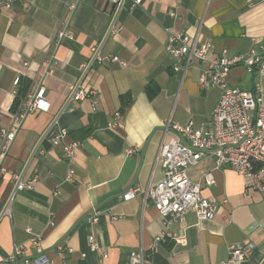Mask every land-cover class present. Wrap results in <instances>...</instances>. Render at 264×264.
Instances as JSON below:
<instances>
[{
    "label": "crops",
    "instance_id": "1",
    "mask_svg": "<svg viewBox=\"0 0 264 264\" xmlns=\"http://www.w3.org/2000/svg\"><path fill=\"white\" fill-rule=\"evenodd\" d=\"M74 1L18 0L0 13V129L12 121L16 77L21 80L18 91L24 92L45 73L41 83L49 103L47 111L26 115L1 161L22 180L35 181L32 189L14 193L10 216L0 219V264L14 246H21L26 257L45 253L51 264H130L131 251L147 250L163 229L161 219L149 199L137 195L123 200L121 194L130 186L144 188L161 179L156 156L165 124L192 121L206 127L221 93L217 86L199 88L197 65L184 77L173 72L165 50L168 34L185 33L197 44L211 41L214 56L264 45V0L126 4L116 19L122 29L115 34L108 33L111 3L77 0L69 16L73 37L55 44L53 37ZM92 46L100 50L102 62L92 61ZM113 55L126 65L111 61ZM78 82L97 95L62 109ZM228 84L251 90L264 104V72L253 76L235 65ZM116 112L120 118L109 127ZM54 117L67 129L66 140L82 143L73 182L64 180L68 165L61 145L42 137ZM213 166V158L205 156L187 170L193 181L212 171L215 184H203L201 194L216 202L213 217L198 224L189 210L183 221H172L170 230L183 241L160 242L151 264H264V192L246 187L232 168ZM13 190L4 176L0 212ZM95 210L97 222L91 223L87 217ZM90 236L105 255L90 250ZM60 244L63 257L57 251ZM236 244L251 245L243 260L229 259L228 247Z\"/></svg>",
    "mask_w": 264,
    "mask_h": 264
},
{
    "label": "built area",
    "instance_id": "2",
    "mask_svg": "<svg viewBox=\"0 0 264 264\" xmlns=\"http://www.w3.org/2000/svg\"><path fill=\"white\" fill-rule=\"evenodd\" d=\"M15 1L18 0H0V13L10 9ZM76 1L68 5V14L62 20V26L57 29L53 43L58 44L64 38L73 37L69 28V16L75 8ZM107 1L113 6L108 33L115 34L122 29L116 22L118 13L125 8L126 4L134 8L141 5L144 0ZM212 48L211 41L197 44L196 38L192 40L185 33L171 32L167 36L165 50L173 60V72L180 73L184 77L188 69L197 65L199 88L204 90L217 86L221 89V93L206 127L196 126L192 121L185 124L176 122L165 124L156 156V163L162 172L161 179L144 188L130 186L122 192L123 200L132 199L137 195H140L143 201L149 199L161 219L163 228L161 233L152 239L147 250L140 248L130 252V264H151L152 256L157 251L159 243L166 238L174 242L183 241V236L170 230V224L174 220L183 221L187 211H194L198 224L204 219L213 217L217 208L216 202L201 194L203 184L206 186L215 184L212 171L205 172L200 181L191 180L187 173L188 168L196 165L203 157L213 158L214 170L224 165L228 166L244 180L246 187L264 192V104L262 99L251 90L231 87L228 84L230 69L235 65H242L253 76L264 72V45H260L257 50L251 49L247 53L232 56L228 55L226 50L214 56ZM91 51L94 52L92 61H103L104 57L100 55L97 47L92 46ZM110 60L118 62L122 67L126 65L116 55L111 56ZM53 63V59L48 60L49 69ZM24 64L27 70H31L27 62ZM85 66L86 64L82 65V67ZM44 74L40 73L38 80L31 83L24 92H19L17 89L20 78L16 77L13 81L16 103L12 121L0 129V180L8 175L14 190L2 207L0 219L3 216H10L14 193L17 190L32 189L35 181L34 179L22 180L21 175L4 168L1 161L6 157L26 115L35 111H47L49 108L41 83ZM35 83L36 86H33ZM96 95V91L84 89L78 82L69 93L62 109H65L69 102L75 105L83 99L92 100ZM119 118L120 113L116 112L108 126L114 127ZM67 136V129L58 123L57 117L52 119L42 135L51 145H61L63 158L68 165L64 180L73 182L75 180L73 165L77 149L82 143L75 139L66 140ZM131 151V149L128 150V152ZM56 193H58L57 190L54 191V194ZM97 214L98 211L95 210L87 217V220L96 223ZM33 243L35 244L36 241L33 240ZM88 244L91 251L102 252L105 255L93 236L88 238ZM250 246V244L231 245L228 247L229 259L243 260ZM57 251L61 257L64 256V247L61 244L57 246ZM5 264H51V262L45 253L26 257L21 246H14L9 257L5 259Z\"/></svg>",
    "mask_w": 264,
    "mask_h": 264
},
{
    "label": "trees",
    "instance_id": "3",
    "mask_svg": "<svg viewBox=\"0 0 264 264\" xmlns=\"http://www.w3.org/2000/svg\"><path fill=\"white\" fill-rule=\"evenodd\" d=\"M16 101V100H15ZM16 103V102H15Z\"/></svg>",
    "mask_w": 264,
    "mask_h": 264
}]
</instances>
